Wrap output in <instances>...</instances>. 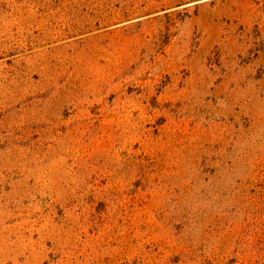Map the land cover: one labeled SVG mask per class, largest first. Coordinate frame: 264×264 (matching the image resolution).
I'll return each mask as SVG.
<instances>
[{"label":"rangeland","instance_id":"obj_1","mask_svg":"<svg viewBox=\"0 0 264 264\" xmlns=\"http://www.w3.org/2000/svg\"><path fill=\"white\" fill-rule=\"evenodd\" d=\"M0 264H264V0H0Z\"/></svg>","mask_w":264,"mask_h":264}]
</instances>
